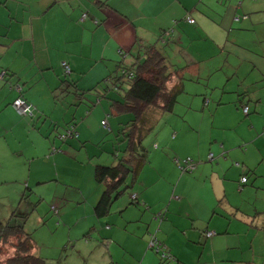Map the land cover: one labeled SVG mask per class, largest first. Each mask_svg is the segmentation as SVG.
I'll use <instances>...</instances> for the list:
<instances>
[{
    "label": "crops",
    "instance_id": "obj_1",
    "mask_svg": "<svg viewBox=\"0 0 264 264\" xmlns=\"http://www.w3.org/2000/svg\"><path fill=\"white\" fill-rule=\"evenodd\" d=\"M91 1L93 0H13L12 2H17L22 7L16 9V13H12L14 8L9 9L7 0L0 3V9L8 8L7 16H14L13 20L18 26H22L20 30L12 31L16 33V37L8 36L12 25L7 26L4 34L7 41L0 42V47L6 46L4 54L9 53L11 57L3 63L0 61V184L15 183L18 185L17 194H21V197L27 190L34 192L43 184L60 180L58 172L53 176L58 177L59 180H51L47 174L52 160L49 157L51 148L61 149L62 146L57 145L49 134L41 132L46 115L50 114L52 108L59 103L60 83L50 73L44 74V70L52 69L54 63L47 57H41L38 61L36 59L38 48L60 49L61 55L57 58V62L60 65L64 62L69 66L71 72L69 76H73L71 79L77 81V87L82 90L100 88V82L111 74L108 72L109 67L104 66V61L111 60L117 65L122 60L127 65L125 61L129 54L133 58L138 52H142L144 46L152 44L163 48L170 66H176L175 62L179 58L176 61L172 60L173 57L168 55V51H172L174 55L178 53L179 57L180 54L184 56L185 73L182 80L185 79V74L196 75L202 70L203 72L206 70L209 74L214 73L218 69L209 67L215 65L214 61L218 66L222 64L231 66L230 74L239 76L234 66L228 63L231 54L223 58L222 53L225 49L232 50L236 47L240 50L244 49L240 45L242 40H250L257 50L264 52V16L259 14L264 12V8L244 9L239 13L240 9L234 6L235 3L231 4L230 0L219 2L226 6L225 11L215 9L217 0H99L107 4H99L100 7L92 4ZM57 15L65 18L58 22L59 24L51 23L50 17L55 18ZM38 17L45 19V24L41 26L46 29L45 36L40 38H36L32 25L33 19ZM186 17L193 19V22L186 21ZM15 18L19 19L16 21ZM48 26H52V30L55 29L58 34L56 37L50 35ZM235 30L237 31L233 32ZM218 31L222 34L220 35ZM239 32L240 35H237ZM244 32H255L256 39L253 34L251 39H247L245 34H242ZM242 35L244 36L241 37ZM21 43L22 51L20 47H16ZM174 44L177 47H173ZM84 49H88L87 53H84ZM246 52L250 53L248 50ZM234 59L237 61L235 57ZM116 69L115 66L113 71ZM41 70L44 72L38 74ZM56 75L60 82V75L57 72ZM220 75L222 79L221 72ZM78 81H82L81 84H78ZM175 82H177L176 77L170 81V84ZM233 90L238 93L241 91L239 87ZM89 95L91 94H87ZM19 97L31 106L35 113L34 119L19 116L13 107L14 100ZM70 100V105L77 104L75 98L71 97ZM210 104L211 99L205 101L208 107ZM102 109L103 106L97 114V122L100 120V125L104 118H102ZM168 121L170 125L169 118ZM91 126L90 120L75 125L77 137L72 138L73 146H78V140L82 143L95 138L88 137L87 132ZM109 128L112 130L110 122ZM220 128L227 129L225 125ZM16 129L23 131L33 147L32 150L23 151L11 147L6 135L13 134ZM175 131H178V134L173 132L171 136L166 135L162 142L156 138L158 143L155 141V146L150 149L149 162L142 169L133 188L129 189L128 198L124 199V193L113 201L110 211L117 209L111 213L119 212L118 218L114 216L104 218L110 213L103 217L95 215L94 205L101 194L102 186L96 182L94 176H88L89 184L93 180L96 184H92L93 190L89 198L83 194V202L93 206L92 213L89 210L84 218L86 220L92 216L104 218L105 224H108L104 228L103 220H93L83 228L84 230L87 228V235H90L89 231L97 225L101 228L100 234L104 239L114 238L113 229L106 230V228L109 223L118 221L120 227L116 229L125 230L126 221L121 220L122 212L128 211L125 218L132 219L131 223L138 222L137 225L142 224L143 219L150 220V216L156 212L157 216L160 213L164 214L162 221L156 222L158 228L165 230L162 237L158 234L157 237L164 242L172 255L177 251L174 244L167 245L168 239L170 236L180 235L188 242L197 240L199 244L202 241L204 245L202 252L208 250V257L214 256V260L216 253H219V256L231 258L227 261L233 264H264V231L259 229L264 223V210L255 211V215H262L261 218L246 219L241 211H245V208L243 204L237 203L235 197V191H244L240 189L244 185L240 184L239 177L244 176L242 168L248 164L246 163L248 150L251 148L249 152L251 157L259 156L261 153L260 147L252 144L260 134L257 130L251 129L250 141L236 142H229L219 136L210 137L208 147L195 154V160L203 162L198 163L192 173H181L174 160L192 155L179 153L175 148L176 140L184 139L181 129L178 130L177 122ZM93 134L94 132L91 136ZM50 141L53 144L51 147ZM243 143H247L248 147L243 155L238 156L236 155L240 153L238 147L243 146L241 145ZM164 148L169 151L160 150ZM209 153L215 158L211 162L207 160ZM114 157L116 158L115 155ZM109 161L110 158L104 163ZM233 162L235 166L232 165ZM43 169L46 171L43 172ZM145 169L147 170L144 172ZM252 169L255 170L254 167ZM251 180L249 179L246 187L254 189L264 186L258 181L251 183ZM43 188L40 187V190H44ZM56 189L57 186L54 184L52 190ZM132 194L138 198L139 205L130 207ZM238 214L242 217H238ZM229 217L233 219L232 229L229 227L231 224ZM154 220L152 218V221ZM206 231H214L221 235L206 236L204 234ZM145 232L148 233L147 228ZM146 237L148 241L149 238ZM141 242L144 251L145 239ZM188 242L183 245L184 248L189 246ZM148 256L152 257L147 250L144 251V257ZM110 259L113 260L111 255ZM149 260L152 262L151 258Z\"/></svg>",
    "mask_w": 264,
    "mask_h": 264
},
{
    "label": "rangeland",
    "instance_id": "obj_2",
    "mask_svg": "<svg viewBox=\"0 0 264 264\" xmlns=\"http://www.w3.org/2000/svg\"><path fill=\"white\" fill-rule=\"evenodd\" d=\"M1 1L3 0H0V3ZM12 1L13 0H7V4L9 9L14 8L12 13H16L15 10L21 9L22 7L19 3ZM219 2L220 0H217L215 9L225 11L226 6ZM230 2L231 4L235 3L234 6L240 9L239 13L244 9L260 10L264 8V0H230ZM239 2H242V4H239ZM6 9L8 10V8ZM6 9H0V42L7 41L4 36L7 26L12 25L11 32L8 35L9 37H16V33L12 31L14 29L20 30L22 27L18 26V23L13 20L14 16H7ZM259 14L264 16V12H259ZM63 18H65V16L57 15L55 18L50 17V21L51 23L54 22V24H59L58 22ZM15 19L17 21L19 18ZM44 24L45 19L41 17L33 19L32 25L36 38L45 36L46 29L41 26ZM48 27L47 30H49L50 35L56 37L58 34L55 32V29L52 30V26ZM236 31L237 30L233 32ZM254 31L256 32V29ZM255 32H244L242 34H245L247 39H251L253 34L256 39ZM218 33H220V35L222 34L219 31ZM237 35H240V32L237 33ZM243 36L244 35L241 37ZM10 39L11 38H8V40ZM240 45H242L244 49L240 50L236 47L232 50L225 49L222 53L223 58H227L228 54H231L228 63L234 66L239 76L230 74L231 66L226 64L218 66L215 61L214 63L216 66L210 65L209 67H215L218 70L212 74L207 73L206 70L205 72H203V70L198 71L197 74L195 73L196 75L185 74V79L182 80L184 83V91L179 94L174 110L172 113H164V115L160 117V120L154 125L151 132L144 138L143 144L152 149V147L155 146L154 143L156 138L162 142L166 135L171 136L173 132L178 134V131H175L177 122L178 130L181 129V134L184 139H177L175 148L178 149L179 153H188L192 155V157L188 156V158L196 161L195 154H197L199 150L201 151L203 148L208 147L210 137H223L229 142L241 140L250 141L252 137L251 129L257 130V133L260 135L252 144H257V147H260L261 153L259 156L254 155L251 157L249 153L251 152L250 148L247 153V155H249L247 156L248 162L246 163L253 165L254 169L257 170V181L264 185V86L261 87L257 85L259 80L264 79V52L257 50L250 40H242ZM175 46L177 47V45L174 44L173 47ZM257 46L259 45L257 44ZM5 47H0V61L2 63L11 59L9 53L4 54L6 51ZM16 47H20V51H22V43L16 45ZM247 50L250 51V53H247ZM26 51L27 50H25V52ZM87 51L88 49H84V53H87ZM234 51H236L235 54ZM167 53L171 58L173 57L172 60L174 61L179 58V60L175 62L176 66H183V61L185 60L183 55L180 54L182 58L180 59L178 53L175 55L172 51H168ZM260 53L262 56H260ZM60 55V49L38 48L36 53V59L38 61L41 57H47L54 63V67L49 70H44V74L50 73L57 79L58 83L60 82L56 72L60 75V79L62 80L71 79V77H73L69 75L65 76L63 67L57 62V58ZM130 55L131 54L128 55L125 61L127 65H129L133 59ZM103 63L104 66L109 67L108 72L112 73L116 66V62L106 60ZM253 64L257 65V68H253ZM44 71H38V74H42ZM220 72L223 74L222 79ZM22 74L23 72H21V75ZM229 75L230 77L228 78ZM81 82L78 81V84H81ZM256 82L257 84H255ZM236 87H239V90L242 91L248 90L252 97H260L262 99V102L256 109L253 102H250L249 107L251 112L247 117H244L242 108L236 103L238 92H234L233 90ZM93 88L90 89V92L84 93V99L77 104H69V102L71 103L70 98H75L72 90L70 94H64L61 99L58 98L59 103L57 102L58 104L56 107L52 108L51 113L46 115L47 118L44 121L41 132L49 134V137L51 136V139H54L57 145L62 146V148L57 149L56 152H52L53 148L56 147L51 148L49 157H51L52 160L50 163V171L47 175L51 180H59L58 177L53 176L55 174L57 175L58 172L60 180H53L43 184L44 190H40L42 186H39L34 192L27 190L23 194L28 196L27 205L29 206L25 210L33 208L25 223V229L33 235L36 242L35 247L37 255L45 258L47 264H141L142 262V264H233L227 261V259L231 258L219 256V253H216L215 260L214 256L208 257V250L202 252L204 248L202 241H200L199 244L197 240L188 242L186 238L184 239L183 236L180 235L170 236L167 242V245H175L177 253L174 254V258L177 259L178 262L175 260L170 262L162 261L160 255L150 248L149 240L151 236L158 238L157 234L159 237H162L165 230L158 228V223L155 220L152 221V215L150 216V220L143 219L142 222L144 224L137 225L136 223L138 222L133 221L134 223H131L132 219L127 220L125 218L128 211H124L121 213V220L126 221L125 230L118 231V229H116L120 227L118 221L109 223V226L106 228V230L113 229L114 238L104 239V236L100 234L101 228L97 225L94 226V229L91 228L92 230L89 231L90 235H87V228L85 230L83 228L91 224L93 220H103V227L105 228L108 223L105 224L104 218L108 216H114V218L119 217V212L116 213L118 216L111 213L117 210L115 209L110 211V214L104 218L92 216L86 220L84 217L88 214L89 210L92 213L93 206H89L87 202H83V194L89 198L93 190L92 184H96L94 180L91 184H89L87 180L89 175L93 176L94 165H112L116 162L113 155L118 152V144L116 143L115 136L118 133V128L123 123L129 121L132 115L131 113V115L127 113L111 114L108 105L109 101L100 97V101L97 102L96 88ZM89 93L91 95L87 96ZM210 99L211 104L208 107L205 105V101ZM92 101L96 102L94 106H92ZM101 106L104 108L102 109V118L104 117L103 120L107 123L106 128L100 125V120L97 122V114L100 112ZM215 108L216 110H214ZM81 112H83V114H81ZM19 116L27 119L24 115L19 114ZM28 118L34 119L29 116ZM75 118L79 123H87L90 120L92 124L87 133L89 138L93 136L95 138L87 140L84 142L83 146L80 140H78V146L75 147L73 146L72 138L62 141L58 136L59 134H66L68 130L67 126H69L72 121H74L76 125H79ZM168 118L170 120V125ZM109 122L110 125H112L111 131ZM224 125L225 128H227L225 130H223L224 128H220ZM35 131L38 132V130ZM93 132L94 134L91 136ZM6 138L14 149L23 151L33 149L21 129H16L13 134L6 135ZM156 143H158V141H156ZM241 145H243V149L242 147H238L240 151V153L236 154L238 156L243 155L247 149L246 147H248L247 143ZM51 146H53V144H51L50 141V147ZM165 146L167 145L165 144ZM160 150L164 152L169 151L167 148ZM29 154L31 155V153ZM54 154L57 155L54 156ZM22 157L23 156H21V158ZM109 158L110 161L105 164V160ZM180 158H182V161L186 159L185 157ZM248 164L243 168L241 166V168L242 171H244V177L250 175L248 178L250 179L253 178V176H251L252 173L249 172V170H253V167ZM232 165L235 166V163L233 162ZM146 170L147 169H145L144 172ZM42 171L45 172L46 170L43 169ZM54 184L57 186L56 190H52ZM17 186L18 185L15 183L0 184V221H5L9 217L11 211L18 206L21 201V194H17L16 191ZM242 189H244V191H235V197L237 203L243 204L245 208V211L241 210L245 215L244 217L246 219L261 218L262 215H255V211L256 209L257 211L264 210V186L261 185L258 188L252 189L244 185ZM129 193L130 191L128 190L124 194V199L128 198ZM3 195L7 197L4 198ZM24 208V202H22L20 204V209L23 210ZM254 215L255 217H252ZM238 217H242V215L238 214ZM229 218L231 220L229 221L231 222L229 227L232 229L233 219L232 217ZM146 228L148 231L147 234L145 232ZM149 233L151 236H149ZM146 236L149 238L148 241ZM142 239H145L146 242L144 251L147 250L152 257H144V251L141 247ZM186 242L189 243V246L184 248L183 245H185ZM110 255L113 260L110 259ZM150 258L152 262L149 260ZM114 261H116V263Z\"/></svg>",
    "mask_w": 264,
    "mask_h": 264
},
{
    "label": "trees",
    "instance_id": "obj_3",
    "mask_svg": "<svg viewBox=\"0 0 264 264\" xmlns=\"http://www.w3.org/2000/svg\"><path fill=\"white\" fill-rule=\"evenodd\" d=\"M91 2L99 7V4L107 5L99 0ZM189 18L186 17L185 20L188 21ZM260 56H262L261 53ZM133 59L134 61L129 65H125L120 60L116 65L117 69L101 81L99 84L100 88H93H96L97 102L100 101V97L109 101L108 105L111 114H132H130L131 118L129 121L118 128V133L115 136L119 152L113 154L116 156V162L112 165H94V179L102 186L101 194L94 205V212L98 217L109 214L113 201L133 188V184L137 181L142 169L149 162L151 148L143 144L144 138L151 132L164 113H172L179 94L184 91L182 79L184 78L185 67L168 65L162 47L154 44L144 46L142 52L134 55ZM253 68H257V65L253 64ZM69 74H65V76ZM174 77H176L177 82L170 84ZM258 82V84L257 82L255 84L261 87L264 86V79ZM58 89L60 93L59 99L64 94H70L72 90L77 103L83 100L84 93L90 91L79 89L77 81L73 79H61ZM19 98L22 99L21 97ZM250 102H253L256 109L262 99L260 97H252L248 90H241L238 93L237 103L242 108L244 117L249 116L251 112ZM95 103V101H92V106ZM27 116L34 118L35 113L31 111V115ZM103 121H101V126L106 128L107 123L103 125ZM75 125L76 123L72 121L67 126L66 134H59V138L65 141L68 138L77 137ZM83 144L84 142H82ZM56 151L57 148H53L52 152ZM210 154L211 157L209 158ZM214 159L212 153L207 155L208 161L211 162ZM187 161L193 165L192 169L187 168ZM174 162L181 173H192L198 163L200 164L203 161H194L187 157L183 161L177 158ZM249 172L253 176V178H250L252 179L250 182H256L258 178L256 171L249 170ZM249 176H242L240 178L241 184L246 185L249 182ZM242 178H244V181H242ZM240 189L242 190V187ZM27 198L26 194L22 195L21 201L11 211L9 217L5 221H0V264H47L46 259L36 253V242L32 233L25 229V223L33 209L25 210L29 206L27 205ZM22 202H24L25 206L23 210L20 209ZM130 205H139L138 198L134 194H132L129 201ZM163 216L164 214L162 213L157 216L156 212L152 215L155 221H162ZM259 229L264 231V223ZM204 234L206 236L221 235V233H215L214 231H206ZM153 237L151 236L149 241ZM156 240L159 245L155 244L152 247L150 246V248L160 255L161 260L169 262L175 260L178 262L164 242L158 238ZM164 254L169 257L164 256Z\"/></svg>",
    "mask_w": 264,
    "mask_h": 264
},
{
    "label": "built area",
    "instance_id": "obj_4",
    "mask_svg": "<svg viewBox=\"0 0 264 264\" xmlns=\"http://www.w3.org/2000/svg\"><path fill=\"white\" fill-rule=\"evenodd\" d=\"M188 21L190 22V23H192L193 22V19H191V18H189L188 19ZM61 66L63 67V70H64V73L65 74H69L70 73V68H69V66L66 64V63H62L61 64ZM13 106L15 107V109L17 110V112L19 113V114H21V115H24V116H27V115H31V106L27 103V102H25L24 100H22V99H20V98H18V99H16L14 102H13ZM246 110V109H245ZM103 123V125H106V122L105 121H103L102 122ZM71 133H70V131H69V135H70ZM211 157V154L209 155V158ZM185 163H186V161H185ZM187 168H189V169H192L193 168V165L191 164V163H189L188 161H187ZM242 181H244V178H242ZM155 244H158V242H157V240H156V238L155 237H153L152 238V240L150 241V246L152 247V246H154ZM159 245V244H158ZM164 256H168L167 254H164ZM169 257V256H168Z\"/></svg>",
    "mask_w": 264,
    "mask_h": 264
}]
</instances>
